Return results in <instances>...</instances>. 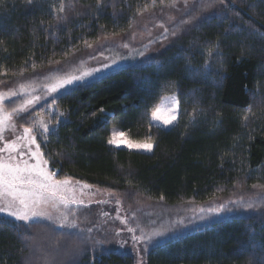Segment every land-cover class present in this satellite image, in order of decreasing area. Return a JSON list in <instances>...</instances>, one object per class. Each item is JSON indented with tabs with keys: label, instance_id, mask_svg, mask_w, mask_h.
<instances>
[{
	"label": "trees",
	"instance_id": "obj_1",
	"mask_svg": "<svg viewBox=\"0 0 264 264\" xmlns=\"http://www.w3.org/2000/svg\"><path fill=\"white\" fill-rule=\"evenodd\" d=\"M173 3L192 9L164 52L60 94L16 123L35 128L34 117L54 106L55 135L35 133L49 170L128 206L169 212L239 195L258 212L179 233L152 247L146 264H264V0H0V88L127 36L142 15ZM170 94L178 121L163 130L151 113ZM111 129L154 149L114 148ZM95 211H81L82 223ZM96 245L78 231L0 217V264H135L130 253Z\"/></svg>",
	"mask_w": 264,
	"mask_h": 264
},
{
	"label": "rangeland",
	"instance_id": "obj_2",
	"mask_svg": "<svg viewBox=\"0 0 264 264\" xmlns=\"http://www.w3.org/2000/svg\"><path fill=\"white\" fill-rule=\"evenodd\" d=\"M191 9L192 5L190 4H175V7H161L156 11L147 12L138 19L135 28L129 35L104 39L87 48L66 63L44 72H36L28 79L20 81L19 83L21 84H31L34 86L35 92H33V95H41L44 97L30 110L31 114L60 94L90 84L128 64L146 62L164 52L172 39L175 23L183 14ZM124 45H127V47H124ZM141 53H143V55H141ZM94 56L96 59L93 58ZM105 63L111 65V67L106 69L103 68V64ZM93 68H101L102 71L94 73L91 77H88L83 84L77 83L74 88L68 89L67 91L60 90L58 93L48 94L43 87L45 84L52 83L58 76L69 73L80 74L84 71H91ZM39 84H41V86H39ZM19 86L20 84L17 86L7 85L1 87L0 93H5L12 89L19 90ZM173 96H175L177 101L176 94H170L162 98L158 107H162L166 102H170ZM24 98L25 97L19 95L16 97H9V99L3 102V107L10 101L16 99L23 100ZM168 114L167 112H162V115ZM28 115V113H23L21 117ZM55 115L56 109L54 106L44 108L38 116L34 117L35 121H37L35 129L43 133V128L40 127L38 123L40 120H43L44 123L54 131L56 127L51 124V118ZM17 118L20 117L14 116L13 121L10 122L15 123V132L8 128L5 129L3 133H0L9 141L15 140L16 136L23 132V127L18 126L16 123ZM177 121L178 118L173 125L164 128L160 122H154L151 119L152 125L163 130L172 129L177 124ZM113 131L119 132L116 129H111V134ZM124 140L127 141L128 139L124 136ZM111 146L117 149H125L131 152L144 154H150L153 151L146 152L143 149H130L123 143H121L119 147L115 145ZM0 147H3V142H0ZM32 147L35 148V145ZM0 155H5V153H0ZM30 163H34V161H30ZM69 182V187L75 190L74 194L76 198L83 201V204L69 206L75 213L74 216L69 213V220L75 219L78 227L69 228L67 226H60V213L68 211L63 209L62 206H60L59 210L52 209L50 206L47 207L46 210L51 213V219L37 217L31 220L28 225L39 223L51 225L60 231H78L84 233L87 237L90 236L97 244L96 247L101 248L103 251L130 253L135 264H146V253L152 247L169 238L175 237L179 233L224 221L232 217L258 213L255 207L251 209L247 208V205L241 200L239 195L214 199L198 206L190 204L182 205L166 212L163 210L164 207H162L161 204L156 205L136 202L135 204L132 203L133 206H128L117 196L101 192L93 187L85 188V184L75 181L69 180ZM117 201H119V203H117ZM233 201L236 203H233ZM221 205H226L224 211L220 212L218 215L212 212V209L218 208ZM89 207H94L96 209L95 216L93 219H88L86 222L82 223L80 212ZM138 211L146 213L148 215V221L145 220V223H142L141 219L136 216V212ZM260 212L264 213V208L260 209ZM167 215H169L168 220L165 219ZM0 217L15 221L2 214H0ZM17 223L24 224L22 221ZM128 228H132L134 231L129 232L127 231ZM81 229L84 231H81ZM88 229H91V231H88ZM117 232H119V235H117ZM142 233L145 236L143 241L139 243L133 241V236L139 237ZM152 233H160V235H151ZM149 236H151L150 239H148Z\"/></svg>",
	"mask_w": 264,
	"mask_h": 264
},
{
	"label": "snow or ice",
	"instance_id": "obj_3",
	"mask_svg": "<svg viewBox=\"0 0 264 264\" xmlns=\"http://www.w3.org/2000/svg\"><path fill=\"white\" fill-rule=\"evenodd\" d=\"M31 2L32 0H29V3ZM220 3H224V0H220ZM171 6L175 7V3ZM211 6L210 4L205 5V7ZM63 10V7H61L60 11L63 12ZM124 47H127V45H124ZM93 58L96 59L95 56ZM110 67L111 65L107 63L103 64L105 69ZM100 71H102L101 68H93L91 71H84L80 74L69 73L58 76L52 83L45 84L43 87L48 94L58 93L60 90L67 91L74 88L77 83L83 84L88 77ZM33 92H35L33 85L20 84L19 90L12 89L8 92L0 93V133H3L8 128L13 132L16 131L15 123H10L13 121L14 116L21 117V114L28 113V117L21 118L28 119L31 117L30 110L44 98L41 95H33ZM18 95L25 98L16 106L11 107L10 111L6 110L3 107V102L9 97ZM162 112L169 114L162 115ZM63 115V113H60V116ZM177 118L178 104L175 96L171 98L170 102H166L162 107L156 108L151 113L152 121L160 122L164 128L173 125ZM33 123L36 124L37 121H33ZM38 123L43 128V135H55V132L43 120ZM35 133V128L25 126L23 127V132L18 134L15 140L11 141L0 134V142H3V147H0V153H5V155H0V214L12 218L16 222L22 221L25 225H28L31 220L37 217L51 219V213L46 210L47 207L50 206L52 209L59 210L60 206H62L63 209L68 211L60 213V226L77 228L78 225L75 219L69 220V213L73 216L75 215L69 206L83 204V201L76 198L75 190L69 187V180L58 179L56 178V173L48 170V161L43 157ZM107 143L117 147L123 143L130 149H143L146 152L153 150L151 142L134 143L131 140L125 141L122 131H113ZM33 145H35V148L32 147ZM30 161H34V163H30ZM84 187L90 186L84 185ZM233 203L236 202L233 201ZM225 208L226 205H221L212 209V212L218 215ZM247 208L251 209L253 205L248 203ZM81 231L84 230L81 229ZM88 231H91V229H88ZM127 231L133 232L134 229L128 228ZM117 235H119V232H117ZM151 235H160V233H152ZM150 238L151 236L148 237V239ZM132 239L139 243L145 239V236L142 233L141 236H133Z\"/></svg>",
	"mask_w": 264,
	"mask_h": 264
}]
</instances>
